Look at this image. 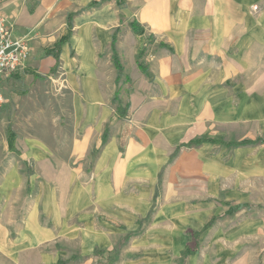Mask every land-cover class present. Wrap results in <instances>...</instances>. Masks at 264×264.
I'll list each match as a JSON object with an SVG mask.
<instances>
[{
  "label": "crops",
  "instance_id": "obj_1",
  "mask_svg": "<svg viewBox=\"0 0 264 264\" xmlns=\"http://www.w3.org/2000/svg\"><path fill=\"white\" fill-rule=\"evenodd\" d=\"M93 1L0 0L29 41L31 81L77 14L57 71L73 96L68 198L29 213L25 248L45 264H169L203 230L194 257L210 241L208 264H264V0Z\"/></svg>",
  "mask_w": 264,
  "mask_h": 264
},
{
  "label": "rangeland",
  "instance_id": "obj_2",
  "mask_svg": "<svg viewBox=\"0 0 264 264\" xmlns=\"http://www.w3.org/2000/svg\"><path fill=\"white\" fill-rule=\"evenodd\" d=\"M28 69L27 66L2 86L5 98L0 106V264H45L41 252L26 249L22 240L28 215L34 209H40L41 205L45 206L49 200H55L62 207L68 198L64 142L72 133L70 113L73 110V96L65 89L60 72L53 76V80L31 81L25 77ZM106 73L109 74V71ZM56 75L61 78H56ZM9 127L16 134L15 152L8 147ZM33 139L44 144L33 146ZM50 139L56 144L50 146ZM95 157L94 153L85 164L86 176L93 171ZM86 181L87 178L83 180ZM232 205L235 206L229 209L231 213L244 206L252 212L258 207L235 202ZM218 209L217 216L207 224L210 227L224 214L222 207ZM195 233L190 231L192 239L186 245L185 257L169 260V264L209 263L206 255L217 251V248H212L211 242L207 241L201 247L202 255L194 257L200 250V236L197 246ZM195 249L197 252L194 253ZM66 263V259L57 262ZM77 263L78 260H74L71 264ZM95 264H116V259L107 255Z\"/></svg>",
  "mask_w": 264,
  "mask_h": 264
},
{
  "label": "built area",
  "instance_id": "obj_3",
  "mask_svg": "<svg viewBox=\"0 0 264 264\" xmlns=\"http://www.w3.org/2000/svg\"><path fill=\"white\" fill-rule=\"evenodd\" d=\"M254 9L258 10L257 7ZM31 47L26 37L17 35L0 12V106L4 102L3 84L27 67Z\"/></svg>",
  "mask_w": 264,
  "mask_h": 264
},
{
  "label": "trees",
  "instance_id": "obj_4",
  "mask_svg": "<svg viewBox=\"0 0 264 264\" xmlns=\"http://www.w3.org/2000/svg\"><path fill=\"white\" fill-rule=\"evenodd\" d=\"M107 1H110V0H94L93 2H91L87 6V9L90 10V9H93V8H97V7L101 6L102 4H104ZM116 1H117L118 6H120V7L125 4V0H116ZM76 15H77L76 13H72V14H70L68 16V30H67L66 34L64 35V37L60 41H58L54 46L48 48L46 50V52H45V54L47 56H53L55 61H56L55 65L52 67L50 73L46 74V75H43V74H38L36 72H32L34 80H39V79L44 80V79H47L49 77H53L57 73L58 68L60 66V55H61L62 47L72 37L73 19H74V17ZM131 27L138 35L141 34L142 31H143V29L136 22H132L131 23ZM116 37H117L116 33H114L113 38H112V42H111V49H112V52H113L112 62L114 64V66L118 69V71L121 73L123 71V67L120 64L119 58H118V56L116 54ZM142 54L143 53H141V55ZM138 63H139V66H140V68L142 70L147 71V68L145 66H143V64L141 62H138ZM116 100H117V98H116ZM117 112L120 113L121 116L125 115L124 110L121 109L120 106H118ZM7 136H8L7 141H8L9 150L11 152H15L16 151V134L11 129V127H9L8 130H7ZM106 137H107V131L104 134L103 143L106 142ZM209 226H210V224L206 225L204 230L206 228H208ZM202 231L195 233V238L197 239L196 240L197 246L199 244L198 243V238L201 235ZM193 252L195 253V252H197V250L195 249Z\"/></svg>",
  "mask_w": 264,
  "mask_h": 264
}]
</instances>
